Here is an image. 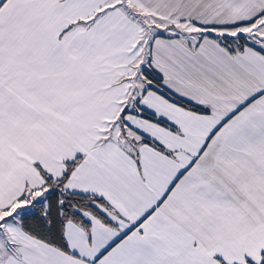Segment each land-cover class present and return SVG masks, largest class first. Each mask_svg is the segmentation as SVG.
I'll return each mask as SVG.
<instances>
[{
	"label": "snow or ice",
	"instance_id": "6c2138e0",
	"mask_svg": "<svg viewBox=\"0 0 264 264\" xmlns=\"http://www.w3.org/2000/svg\"><path fill=\"white\" fill-rule=\"evenodd\" d=\"M0 264H264V0H0Z\"/></svg>",
	"mask_w": 264,
	"mask_h": 264
}]
</instances>
